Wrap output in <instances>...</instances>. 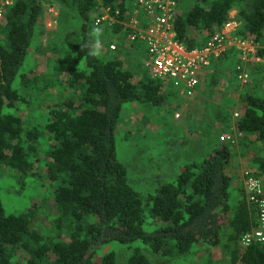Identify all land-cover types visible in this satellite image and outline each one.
Returning a JSON list of instances; mask_svg holds the SVG:
<instances>
[{
    "label": "trees",
    "instance_id": "trees-1",
    "mask_svg": "<svg viewBox=\"0 0 264 264\" xmlns=\"http://www.w3.org/2000/svg\"><path fill=\"white\" fill-rule=\"evenodd\" d=\"M49 1L59 5L55 25L61 34L50 42L48 58L54 74L63 77L61 85L71 90L53 100L38 102L45 88L39 77L19 71L41 17L40 1L14 0L0 17V180L8 177L16 184L14 194L33 183L47 186L43 198L39 193L40 199L20 210L6 211L0 198V264H115L112 251L95 255L110 242L131 247L125 264H149L140 247L180 258L197 244L218 245L223 234L230 264H264V242H240L257 224L256 205L242 186L233 187L235 174L226 171L239 139L249 148L252 166L243 177L264 175V95L245 88L236 98L218 100L209 126L222 124L228 141L181 162L170 182L156 180L153 191L142 197L116 158L115 127L122 104L160 102L166 80L152 77L143 62L123 61L115 36L106 44L113 52L108 44L115 43L114 54H88L95 50L93 27L125 40L129 31L120 24L94 25L100 13L96 0ZM99 2L121 14L129 9L128 0ZM181 2L172 29L187 50L219 30L232 7L239 21L233 37L264 43V0H191L187 9L179 8ZM236 54L229 47L211 55L197 72L194 89L200 82L213 87L219 78L233 82ZM221 102L228 106L220 109ZM30 106L39 107L42 117L24 122L21 111ZM232 108L237 109L233 119ZM238 193L239 200L233 199ZM145 206L146 224H153L148 231L142 228Z\"/></svg>",
    "mask_w": 264,
    "mask_h": 264
},
{
    "label": "rangeland",
    "instance_id": "rangeland-1",
    "mask_svg": "<svg viewBox=\"0 0 264 264\" xmlns=\"http://www.w3.org/2000/svg\"><path fill=\"white\" fill-rule=\"evenodd\" d=\"M41 3V17L35 26V35L32 38L30 49L26 54L20 72H27L30 77L38 76L37 80L45 87L40 96H36L38 102L41 99L45 101L53 100L62 94H67L71 90L64 88L60 80L62 75H56L51 68L49 61L50 52L47 50L51 47V41L56 42L61 31L55 25L56 17L59 13L57 2L49 0H39ZM191 0H182L179 8L187 9ZM50 2V3H49ZM235 8L232 7L228 13L234 21ZM239 24V21H236ZM99 52L101 56H111L116 50V45L111 41L109 44L115 45V49L110 52L106 50L108 39L115 36L120 44L119 55H122L123 61L143 62L145 57V46L143 43L136 44V47L129 46L123 38H119L117 33L110 35L105 29H100ZM252 40L251 38H249ZM253 41V40H252ZM255 47L261 50L258 53V60L246 57L244 60L237 53L236 66L240 64L242 72L246 74L245 82L237 80L233 82L219 78L218 83L213 87L206 85V82H200L198 89L195 88L192 95L180 93V89L165 81V95L162 100L156 104H143L137 102H127L122 104L118 114V122L115 127V151L116 158L125 166L128 184L138 192L142 197L151 193L155 186V181L170 182L174 177V169H180V163L189 161L194 157L207 155L211 147L219 142L228 141L224 136L228 133L225 129H220V125L209 126L210 115L214 113V104H218L223 96L224 100L237 97L240 89L247 88L249 93L264 95V43L253 41ZM108 44V46H109ZM109 48V47H108ZM110 49V48H109ZM200 70V69H199ZM210 72V70H208ZM206 72V71H205ZM235 87L236 89H232ZM64 89V90H63ZM182 90V89H181ZM243 90V91H244ZM36 97L32 100L35 106ZM226 103L221 102L218 107H227ZM26 110V109H25ZM22 110L24 122L35 120L40 112V108L33 109L32 106L27 111ZM232 113L231 119L235 116L237 109H228ZM178 114L176 118L174 115ZM40 118L42 115H40ZM186 120V123H182ZM222 125V124H221ZM239 138V137H238ZM44 139V138H43ZM42 142V139H41ZM239 139L233 142V154L227 166L228 174H235L233 179L237 183L233 187L242 186V191L247 195L245 184L246 177L243 175L252 169L249 163V148H244L238 144ZM179 165V166H178ZM173 170V173H172ZM258 180L260 187L264 192V175H259ZM154 179V181H153ZM43 183V182H41ZM15 185L8 177L0 180V198L3 208L6 211L20 210L26 207L33 199H40L45 196L46 185L38 186L31 184V188L26 187L21 193L14 194ZM10 190V191H8ZM34 190L36 192H34ZM8 191V192H7ZM49 195L51 192H48ZM238 193L233 199L240 198ZM145 209V219L142 228L145 231L151 230L153 224L149 226L146 221L149 219L147 207ZM225 235H222L221 242L212 247H206L201 244L195 245L190 252L180 258H164L152 253L145 247H140L141 253L147 258L149 264H230L229 250L225 246ZM137 245L133 242L131 246ZM105 251H112L115 264H125L126 258L130 254L131 247L110 242L104 245L95 254Z\"/></svg>",
    "mask_w": 264,
    "mask_h": 264
},
{
    "label": "built area",
    "instance_id": "built-area-1",
    "mask_svg": "<svg viewBox=\"0 0 264 264\" xmlns=\"http://www.w3.org/2000/svg\"><path fill=\"white\" fill-rule=\"evenodd\" d=\"M14 0H0V17ZM97 1L99 14L93 21L97 24H120L128 28L126 41H137L145 46L144 66L154 78H162L180 89V93L192 95L197 84V72L208 64L211 55L216 56L226 48H234L244 60L247 56L258 60L257 48L249 38L233 37L238 23L230 17L198 48L185 49L174 39L172 20L178 11V0H128L129 9L122 14L118 8L110 10ZM119 16V17H116ZM110 49L115 45L109 44ZM236 78L244 83L246 74L240 64L236 66ZM182 89V90H181ZM178 117V114L174 115ZM228 140L229 136H224ZM247 199L256 205L255 228L243 233L242 245L251 241L264 242V192L256 177H246Z\"/></svg>",
    "mask_w": 264,
    "mask_h": 264
},
{
    "label": "clouds",
    "instance_id": "clouds-1",
    "mask_svg": "<svg viewBox=\"0 0 264 264\" xmlns=\"http://www.w3.org/2000/svg\"><path fill=\"white\" fill-rule=\"evenodd\" d=\"M100 34H101L100 29H98L96 27H93L91 29V32H90V35L91 36L99 37ZM95 44H96L95 50H91L88 53L89 55L96 56V55H99L100 54V52H99V40L98 39L95 41Z\"/></svg>",
    "mask_w": 264,
    "mask_h": 264
},
{
    "label": "crops",
    "instance_id": "crops-1",
    "mask_svg": "<svg viewBox=\"0 0 264 264\" xmlns=\"http://www.w3.org/2000/svg\"><path fill=\"white\" fill-rule=\"evenodd\" d=\"M177 118V117H176ZM186 120H184L182 123H186L185 122ZM209 122H212V121H209ZM217 123L213 122V125L215 126ZM219 126V125H218ZM220 127H221V124H220Z\"/></svg>",
    "mask_w": 264,
    "mask_h": 264
}]
</instances>
